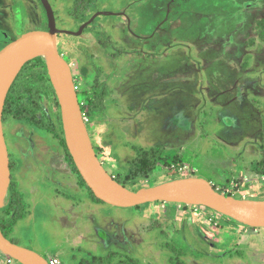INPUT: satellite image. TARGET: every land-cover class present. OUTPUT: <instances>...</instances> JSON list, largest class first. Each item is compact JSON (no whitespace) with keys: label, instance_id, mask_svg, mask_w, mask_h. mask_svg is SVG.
I'll use <instances>...</instances> for the list:
<instances>
[{"label":"rangeland","instance_id":"obj_1","mask_svg":"<svg viewBox=\"0 0 264 264\" xmlns=\"http://www.w3.org/2000/svg\"><path fill=\"white\" fill-rule=\"evenodd\" d=\"M48 2L93 148L113 181L135 193L201 178L225 197L264 200V0ZM35 30L49 31L39 0H0V50ZM9 92L3 133L11 181L1 232L14 227L23 199L45 260L264 264V229L254 232L215 210L94 202L68 160L44 59L26 63ZM18 111L23 119L14 118ZM143 151L151 152L154 170L128 179ZM12 193L16 210L8 206ZM98 227L109 239L98 238ZM0 264L21 263L0 251Z\"/></svg>","mask_w":264,"mask_h":264},{"label":"water","instance_id":"obj_2","mask_svg":"<svg viewBox=\"0 0 264 264\" xmlns=\"http://www.w3.org/2000/svg\"><path fill=\"white\" fill-rule=\"evenodd\" d=\"M45 10L49 31H31L21 35L0 50V65L3 57L27 43L43 44L47 54V66L52 86L61 111L66 148L74 167L92 195L102 203L116 208H135L155 202L180 203L215 210L227 218L249 228H264V213L244 201L225 197L214 190L211 183L201 178H182L154 187L138 190L127 197L109 195L103 187L102 171L89 132L81 112L75 90L72 70L57 48V29L48 0H39ZM0 101V210L10 185V161L3 133V106ZM117 183V182H116ZM118 184V183H117ZM0 251L16 260L26 258L32 264H47L38 253L11 243L0 231Z\"/></svg>","mask_w":264,"mask_h":264},{"label":"bare ground","instance_id":"obj_3","mask_svg":"<svg viewBox=\"0 0 264 264\" xmlns=\"http://www.w3.org/2000/svg\"><path fill=\"white\" fill-rule=\"evenodd\" d=\"M42 58L47 63V54L43 49L42 43L31 42L19 46L18 48L5 55L0 65V101L8 94L16 75L22 67L29 61ZM103 187L109 195L127 197L130 193L122 186L113 181L107 172L102 171ZM251 208L264 213V200L246 202ZM21 264H32L26 258L16 259Z\"/></svg>","mask_w":264,"mask_h":264},{"label":"trees","instance_id":"obj_4","mask_svg":"<svg viewBox=\"0 0 264 264\" xmlns=\"http://www.w3.org/2000/svg\"><path fill=\"white\" fill-rule=\"evenodd\" d=\"M82 1H84V0H79V2H82ZM92 1H94V0H85V2L87 3V5L88 4H90ZM23 68V67H22ZM14 83V82H13ZM13 85V84H12ZM12 87V86H11ZM10 87V88H11ZM10 90V89H9ZM10 93V92H9ZM8 98V97H7ZM6 98V99H7ZM5 113H12L11 111H9V109H8V107L6 108V109H4L3 110V115L5 114ZM23 117H24V115H22L21 114V112H16L15 114H14V118H16V119H23ZM67 154V156H68V160L70 161V163L73 165V161H72V159H71V156L68 154V153H66ZM154 167H155V164L154 163H152L151 162V152H148V151H143V153L140 155V156H138V158L135 160V161H133V168L131 169V172H130V174L128 175V179H135V178H137V177H141V178H147L148 177V175L154 170ZM74 169L76 170V168L74 167ZM77 171V170H76ZM78 173V172H77ZM120 186H122V187H126L127 186V184L126 183H124V182H122V181H120V180H115ZM90 191V190H89ZM91 193V192H90ZM91 196L93 197V199L95 200V201H97V202H100V203H102L101 201H99V200H97L93 195H92V193H91ZM17 196H16V194H11L10 195V199H11V201H13V199L14 200H17V198H16ZM16 198V199H15ZM21 199V198H20ZM14 203H15V201H14ZM16 204V203H15ZM138 207V206H137ZM15 215H16V213H15ZM19 216H20V214H19ZM94 259V258H93ZM99 264V263H98Z\"/></svg>","mask_w":264,"mask_h":264},{"label":"crops","instance_id":"obj_5","mask_svg":"<svg viewBox=\"0 0 264 264\" xmlns=\"http://www.w3.org/2000/svg\"><path fill=\"white\" fill-rule=\"evenodd\" d=\"M190 11H192V12H194V13H197L198 14V12H195V11H193L192 9L190 10ZM178 14V13H173V11L172 10H165V14ZM185 12H179V14H184ZM194 13H192L193 15H194ZM188 15H190V14H186V16H188ZM197 17V16H196ZM193 21H197V20H193ZM84 196V195H83ZM87 197V199L88 200H90V201H92L91 199H93L92 197H91V199L89 198V196H86ZM37 201V200H36ZM93 201L94 202H97V201H95L94 199H93ZM31 215L29 214V215H27L26 216V214H24L23 215V217H20L19 218V220H17L16 222H15V225H17L18 226V228H17V230H15V225H14V227L12 226V228L9 230V233H10V239H12L13 241H15V242H19V240L21 239V240H26V236L28 235L27 234V231H28V229H29V227L30 226H32L33 224H34V219L33 218H31V220H29V217H30ZM28 223V226L26 227V226H24L25 228H23V226H20V224H22V223ZM35 228L36 229H38L37 228V225L35 224ZM246 227V226H245ZM99 229H97L98 230V232H103V229L101 228V227H98ZM249 228V227H248ZM20 229H23L24 231L23 232H21L20 231ZM252 229H254V232H256V230L257 229H264V228H252ZM37 235V238H38V233L36 234ZM106 236V235H105ZM105 239H109V237L108 236H106V238ZM37 240V239H36ZM36 240H35V245H34V251L35 252H37L38 253V250H39V245L36 243ZM51 242H53V240L51 239ZM52 256H56V255H50V256H48V258H52ZM12 259V258H11ZM59 259V258H58ZM59 262H60V260H59Z\"/></svg>","mask_w":264,"mask_h":264},{"label":"flooded vegetation","instance_id":"obj_6","mask_svg":"<svg viewBox=\"0 0 264 264\" xmlns=\"http://www.w3.org/2000/svg\"><path fill=\"white\" fill-rule=\"evenodd\" d=\"M30 62V61H29ZM12 86V85H11ZM9 155V154H8ZM9 161H10V158H9ZM9 167H10V164H9ZM11 172V171H10ZM11 174V173H10ZM81 178V177H80ZM10 181H11V179H10ZM9 187H10V185H9ZM8 190H9V188H8ZM8 192V191H7ZM13 194V193H12ZM22 199V198H21ZM20 199V200H21ZM14 201H15V203H16V201L17 200H14L13 199V201H11V199L9 200V204H8V206L10 207H12V208H14L15 210H16V205H17V203L15 204L14 203ZM24 201H23V199H22V206L20 207V206H18L17 207V209H19V212H20V216L19 215H17V218H16V220H15V222L17 221V220H19V218L20 217H23V215L26 213V206H24ZM14 204V205H13ZM5 206V205H4ZM3 210V209H2ZM18 212V213H19ZM2 213V212H1ZM16 213V212H15ZM14 213V214H15ZM13 214V215H14ZM1 231V230H0ZM2 234H3V236L5 237V238H7L11 243H13V244H15V245H18V246H21V247H23V248H26V249H29V250H32V251H34V243H35V240H36V234L38 233V229H36V228H32V226H30L29 227V229H28V231H27V236H26V240H19V242H15V241H13L12 239H10L9 237H10V233H9V230H8V232H7V234H6V232H4V231H2L1 232ZM96 234H97V236H98V238H103V239H105V233L104 232H98V230L96 231ZM35 237V239H34V243H33V239H31V238H34ZM35 252V251H34Z\"/></svg>","mask_w":264,"mask_h":264},{"label":"built area","instance_id":"obj_7","mask_svg":"<svg viewBox=\"0 0 264 264\" xmlns=\"http://www.w3.org/2000/svg\"><path fill=\"white\" fill-rule=\"evenodd\" d=\"M47 264H60V262L57 257H52L47 260Z\"/></svg>","mask_w":264,"mask_h":264},{"label":"clouds","instance_id":"obj_8","mask_svg":"<svg viewBox=\"0 0 264 264\" xmlns=\"http://www.w3.org/2000/svg\"><path fill=\"white\" fill-rule=\"evenodd\" d=\"M10 258V257H9ZM46 261H47V259H46Z\"/></svg>","mask_w":264,"mask_h":264}]
</instances>
